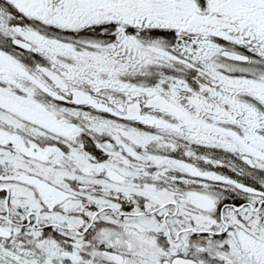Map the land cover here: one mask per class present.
<instances>
[{
  "label": "snow or ice",
  "instance_id": "6c2138e0",
  "mask_svg": "<svg viewBox=\"0 0 264 264\" xmlns=\"http://www.w3.org/2000/svg\"><path fill=\"white\" fill-rule=\"evenodd\" d=\"M0 264H264V0H0Z\"/></svg>",
  "mask_w": 264,
  "mask_h": 264
}]
</instances>
